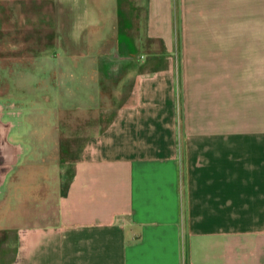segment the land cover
<instances>
[{
    "label": "crops",
    "instance_id": "1",
    "mask_svg": "<svg viewBox=\"0 0 264 264\" xmlns=\"http://www.w3.org/2000/svg\"><path fill=\"white\" fill-rule=\"evenodd\" d=\"M137 5L171 57L184 28L181 66L110 54L109 85L89 77L95 102L30 154L3 107L0 264H264V0Z\"/></svg>",
    "mask_w": 264,
    "mask_h": 264
},
{
    "label": "rangeland",
    "instance_id": "2",
    "mask_svg": "<svg viewBox=\"0 0 264 264\" xmlns=\"http://www.w3.org/2000/svg\"><path fill=\"white\" fill-rule=\"evenodd\" d=\"M145 20V6L137 0H0V116L5 106L21 111L22 123L11 136L29 148L28 154L38 143L49 148L56 133L67 132L75 108L95 102L89 77L109 85L103 63L110 54L126 55L122 66L137 65L143 73L171 60L180 65L184 28L172 21L178 43L171 57L163 40L147 36ZM185 31L192 36L194 28ZM111 116L104 110L103 122Z\"/></svg>",
    "mask_w": 264,
    "mask_h": 264
},
{
    "label": "trees",
    "instance_id": "3",
    "mask_svg": "<svg viewBox=\"0 0 264 264\" xmlns=\"http://www.w3.org/2000/svg\"><path fill=\"white\" fill-rule=\"evenodd\" d=\"M67 174H68V177H67V180L65 179V185H64L65 188L68 185L69 180L71 179V169L67 170Z\"/></svg>",
    "mask_w": 264,
    "mask_h": 264
},
{
    "label": "flooded vegetation",
    "instance_id": "4",
    "mask_svg": "<svg viewBox=\"0 0 264 264\" xmlns=\"http://www.w3.org/2000/svg\"><path fill=\"white\" fill-rule=\"evenodd\" d=\"M1 169V168H0Z\"/></svg>",
    "mask_w": 264,
    "mask_h": 264
}]
</instances>
